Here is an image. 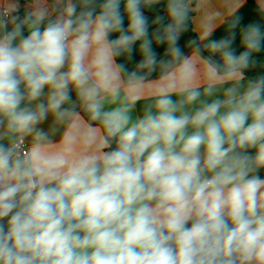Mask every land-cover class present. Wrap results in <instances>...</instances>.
Returning <instances> with one entry per match:
<instances>
[{"label":"clouds","instance_id":"clouds-1","mask_svg":"<svg viewBox=\"0 0 264 264\" xmlns=\"http://www.w3.org/2000/svg\"><path fill=\"white\" fill-rule=\"evenodd\" d=\"M256 2L0 0V264H264Z\"/></svg>","mask_w":264,"mask_h":264},{"label":"crops","instance_id":"crops-1","mask_svg":"<svg viewBox=\"0 0 264 264\" xmlns=\"http://www.w3.org/2000/svg\"><path fill=\"white\" fill-rule=\"evenodd\" d=\"M196 6H195V16L192 19L193 24V33L199 34L200 32V24L201 19L205 15H211L213 13L219 12L225 15V18L227 17V11L229 7H238L239 12L238 14L242 15L244 20V23H247L251 20L257 19L256 15V8H257V2L256 0H195ZM21 3H24V0H21ZM200 5L197 7V5ZM152 17V16H150ZM212 23L219 25V27L216 28V31L214 32V37H219L223 34V24L221 23L220 18H215L211 21ZM127 24V20H125V25ZM193 35L189 31L185 35L184 38L181 40V44L183 45L185 41L189 38H191ZM157 51H162V49H157ZM136 59H139V56H136ZM143 103V101L140 102V104L137 105V110L139 111L140 105Z\"/></svg>","mask_w":264,"mask_h":264},{"label":"trees","instance_id":"trees-1","mask_svg":"<svg viewBox=\"0 0 264 264\" xmlns=\"http://www.w3.org/2000/svg\"><path fill=\"white\" fill-rule=\"evenodd\" d=\"M195 6H196V1L193 0V8H194V9H195ZM157 10H158V11H162V10H163V4L157 6ZM146 14H148L149 16H154V15H155V13H146ZM194 16H195V10L191 13V17H192V19H193ZM192 19H191V30H190V32H191L192 35H193L194 33H193Z\"/></svg>","mask_w":264,"mask_h":264}]
</instances>
